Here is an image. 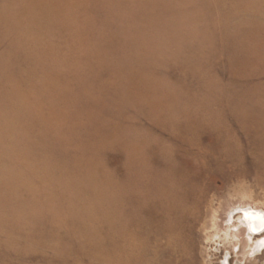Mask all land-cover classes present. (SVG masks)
<instances>
[{
	"label": "rangeland",
	"instance_id": "rangeland-1",
	"mask_svg": "<svg viewBox=\"0 0 264 264\" xmlns=\"http://www.w3.org/2000/svg\"><path fill=\"white\" fill-rule=\"evenodd\" d=\"M244 209L264 0H0V264H264Z\"/></svg>",
	"mask_w": 264,
	"mask_h": 264
},
{
	"label": "water",
	"instance_id": "water-1",
	"mask_svg": "<svg viewBox=\"0 0 264 264\" xmlns=\"http://www.w3.org/2000/svg\"><path fill=\"white\" fill-rule=\"evenodd\" d=\"M248 224V229L252 235H260L264 233V211L244 209L239 211Z\"/></svg>",
	"mask_w": 264,
	"mask_h": 264
},
{
	"label": "bare ground",
	"instance_id": "bare-ground-1",
	"mask_svg": "<svg viewBox=\"0 0 264 264\" xmlns=\"http://www.w3.org/2000/svg\"><path fill=\"white\" fill-rule=\"evenodd\" d=\"M169 212H172V211H169ZM166 216H169V217H171V216H176V215H166ZM243 217V218H242ZM242 217H240V222L242 223V224H244L245 225V227L247 226L248 227V224H247V222H246V220H245V218H244V216H242ZM238 221V220H237ZM217 223V222H216ZM237 229V228H236ZM218 231V230H217ZM248 232L249 233H247L246 235H247V239H248V241L249 240H252V238H253V235L250 233V231H249V229H248ZM261 235V234H260ZM237 237L238 236H236L235 234H233V232H231L230 230L228 231V232H226V233H224V239L226 240V241H233V239H237ZM260 237H262V239H261V241L260 242H257V248H259V249H262V248H264V234H262ZM239 244V243H238ZM258 251V250H257Z\"/></svg>",
	"mask_w": 264,
	"mask_h": 264
}]
</instances>
